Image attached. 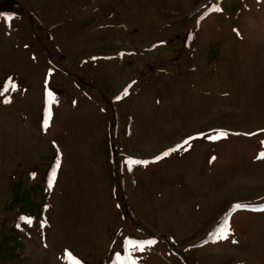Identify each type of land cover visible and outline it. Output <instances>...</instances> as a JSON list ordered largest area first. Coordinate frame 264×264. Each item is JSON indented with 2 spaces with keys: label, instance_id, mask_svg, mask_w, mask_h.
Returning a JSON list of instances; mask_svg holds the SVG:
<instances>
[{
  "label": "rangeland",
  "instance_id": "1",
  "mask_svg": "<svg viewBox=\"0 0 264 264\" xmlns=\"http://www.w3.org/2000/svg\"><path fill=\"white\" fill-rule=\"evenodd\" d=\"M262 153L264 0H0V264H264Z\"/></svg>",
  "mask_w": 264,
  "mask_h": 264
},
{
  "label": "snow or ice",
  "instance_id": "2",
  "mask_svg": "<svg viewBox=\"0 0 264 264\" xmlns=\"http://www.w3.org/2000/svg\"><path fill=\"white\" fill-rule=\"evenodd\" d=\"M220 10H221V9H219V8H215V9H214V11H220ZM12 87L15 88V85H12ZM4 91L7 92L8 89H5ZM127 94H128L127 91H125L124 95H127ZM5 103H10V101H5ZM45 127H47V120L45 121ZM224 135H225V134H223V133L220 134L221 137H224ZM189 144H190V140H186V141L184 142V145H182V146H180V147L183 148L185 145H189ZM178 150H180V149H179V148H177V149H172L171 151H178ZM170 154H171V152H165V153L163 154V156H161V157L158 158V160H159V159H163L164 157H166V156H168V155H170ZM259 159L264 160V153H262V154L260 155ZM127 163H128L130 166H131V165H137V164H143V165L147 166V163H148V162H145V161H138V160H130V161H128ZM129 170H130V169H129ZM53 176H55V173H53ZM238 207H239V206H238ZM260 211H264V209H260ZM21 220H22V222H24V223H26V224H31V223H32L31 219H29V218H24V217H22ZM229 233H230V230H229L228 225H227V223H226L225 226L222 227V228L219 230V232H218L217 235H218V238H221V239H227ZM233 242H235V241H233ZM150 243H151V242H149V244H150ZM135 247H136V248H139L141 251L144 250L143 247H141L140 245H135ZM69 255H70V254H69ZM118 259H119V257H118ZM129 260H130L131 264H136V262H135L134 260H131V257H129ZM74 264H75V262H74Z\"/></svg>",
  "mask_w": 264,
  "mask_h": 264
}]
</instances>
